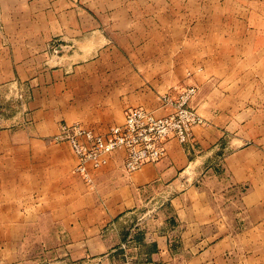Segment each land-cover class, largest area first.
<instances>
[{
	"label": "crops",
	"instance_id": "crops-1",
	"mask_svg": "<svg viewBox=\"0 0 264 264\" xmlns=\"http://www.w3.org/2000/svg\"><path fill=\"white\" fill-rule=\"evenodd\" d=\"M227 1L0 0V233L21 234L0 264L21 263L25 233L41 264H112L134 223V264H264V19ZM180 85L205 123L156 164L128 174L116 150L89 188L51 141L64 123L104 134L128 108L164 115Z\"/></svg>",
	"mask_w": 264,
	"mask_h": 264
},
{
	"label": "built area",
	"instance_id": "built-area-1",
	"mask_svg": "<svg viewBox=\"0 0 264 264\" xmlns=\"http://www.w3.org/2000/svg\"><path fill=\"white\" fill-rule=\"evenodd\" d=\"M174 92V97L169 93L160 97L163 106L170 108L164 115L143 107L128 108L123 122L110 126L104 134L80 123H64L51 141L69 145L76 160L73 171L89 188L93 187L91 171L106 165L107 156L116 150L124 151L123 169L131 174L146 164L162 161L170 141L188 146L193 128L205 123L193 106L197 88L178 86ZM15 94L22 98L21 91L15 90ZM125 247L122 244L121 249ZM124 264L131 263L126 260Z\"/></svg>",
	"mask_w": 264,
	"mask_h": 264
},
{
	"label": "rangeland",
	"instance_id": "rangeland-1",
	"mask_svg": "<svg viewBox=\"0 0 264 264\" xmlns=\"http://www.w3.org/2000/svg\"><path fill=\"white\" fill-rule=\"evenodd\" d=\"M222 12L223 14H226L227 16H233V15H238V16H245L246 18H251V17H259L264 19V0H229L227 2H224L222 5ZM261 25L264 26V21L263 23L261 22ZM180 86H193V85H180ZM7 105L4 106L6 111H12L13 110V105L15 106V103L12 102V100L7 101ZM13 104V105H12ZM203 119V118H202ZM204 120V119H203ZM153 203H149L148 201L141 205L139 207V214L138 217L142 219V221H145L147 217L153 214ZM172 218V217H170ZM12 219V218H10ZM142 221L140 223H142ZM132 224L130 223L128 227H130ZM140 228V225H137L134 223L130 228H129V236L123 244L126 245L124 249H121V246L119 248V257L121 258L118 261L112 262V264H124L126 263V260H128L131 264H134L132 259L127 255V252L129 251L130 244L132 242V236L136 231L138 232ZM21 234H15V233H0V245L4 246H13V243L16 242V239L18 236ZM23 237L27 239L26 241V246L27 248L25 249V252L23 254V257L21 260V263L19 264H41L46 262V254L42 252L43 250L39 249V247L29 241L30 234L25 233L23 234ZM7 248V247H4ZM178 248V249H177ZM175 250L178 253H181L185 256H188V254L191 252V250H185L184 248H181L178 246ZM2 249V248H1ZM13 250V248H10ZM197 249V248H196ZM196 249H193L194 251ZM8 250V249H7ZM6 250V251H7ZM192 250V251H193ZM55 263H61L60 259L57 257L54 259ZM17 264V263H15ZM66 264H75V263H66ZM84 264V263H81ZM86 264H110L108 262H97V263H92V262H86Z\"/></svg>",
	"mask_w": 264,
	"mask_h": 264
}]
</instances>
